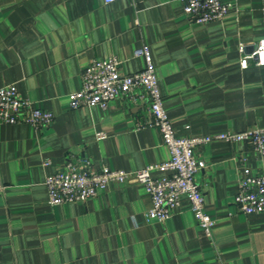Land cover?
<instances>
[{"label":"crops","instance_id":"0c3cea01","mask_svg":"<svg viewBox=\"0 0 264 264\" xmlns=\"http://www.w3.org/2000/svg\"><path fill=\"white\" fill-rule=\"evenodd\" d=\"M223 1L233 4L225 18L198 24L179 0H0V87L14 84L54 114L47 127L0 124V264H264V212L245 214L235 202L240 158L264 174V155L248 141L196 149L207 162L196 180L211 235L186 196L168 220L147 221L142 183L112 182L85 203L54 206L44 184L68 159L136 171L170 158L159 129L138 127L152 117L144 90L106 109L68 104L95 59L116 56L124 74L142 70L135 51L144 44L178 135L264 127V66L242 68L239 51L264 38V0Z\"/></svg>","mask_w":264,"mask_h":264},{"label":"built area","instance_id":"2783aa9c","mask_svg":"<svg viewBox=\"0 0 264 264\" xmlns=\"http://www.w3.org/2000/svg\"><path fill=\"white\" fill-rule=\"evenodd\" d=\"M104 1L113 3L118 0ZM179 1L184 12L198 24L221 20L233 8L231 2L223 0ZM239 51L242 68H248L251 64L264 66V38L260 39L250 52H247V46L241 43ZM135 54L144 57L146 65L132 74L121 72V62L116 56L93 60L82 74V87L69 94V107L75 109L80 106H100L106 109L111 100L123 96L134 99L137 89L144 90L152 117L138 127L159 129L169 149L170 158L136 171L111 169L107 166L95 170L86 158L76 161L68 159L60 170L46 175L44 184L47 201L51 206L85 203L103 192L112 182H139L145 186L151 197L152 205L145 213L147 221L168 220L180 204L181 196H186L196 220L207 235H211L215 220L205 210L204 194L196 180L197 173L207 167V162L197 155L196 149L214 140L248 141L258 154L264 155V127L206 136L178 135L163 105L149 45H142ZM53 119L54 114L51 111L35 107L29 99L20 97L14 84L0 87V124L26 123L40 128L49 126ZM97 136L98 139H104L106 134L98 132ZM245 161V158H240L241 173L235 202L245 214L263 213L264 174H253ZM155 170L163 174L155 178L152 175Z\"/></svg>","mask_w":264,"mask_h":264}]
</instances>
